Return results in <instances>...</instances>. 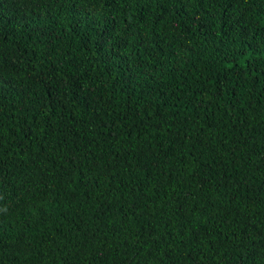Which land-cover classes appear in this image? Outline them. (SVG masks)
Here are the masks:
<instances>
[{"label": "trees", "instance_id": "1", "mask_svg": "<svg viewBox=\"0 0 264 264\" xmlns=\"http://www.w3.org/2000/svg\"><path fill=\"white\" fill-rule=\"evenodd\" d=\"M0 264H264V0H0Z\"/></svg>", "mask_w": 264, "mask_h": 264}]
</instances>
